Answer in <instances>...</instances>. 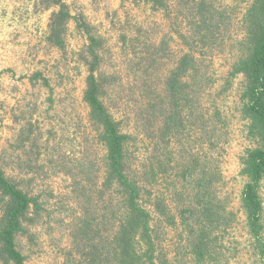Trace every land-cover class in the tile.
<instances>
[{
	"label": "trees",
	"instance_id": "1",
	"mask_svg": "<svg viewBox=\"0 0 264 264\" xmlns=\"http://www.w3.org/2000/svg\"><path fill=\"white\" fill-rule=\"evenodd\" d=\"M143 1L153 10L168 13L169 0ZM171 1L176 18L185 25V34L178 36L187 52L170 63L162 79L165 60L171 56L165 37L158 44L142 43L150 46L135 51L130 62L141 72V93H145L136 124L144 128L142 134L150 135V151L138 166L135 140L122 131L106 101L116 79L102 70L104 39L74 3L38 0L35 5L40 11L51 10L44 38L47 45L63 52L71 23L86 39L79 53L87 73L82 101L105 151L103 167L79 163L75 172H68L79 213L69 224L70 246L63 264H169L160 244L163 226L181 228L183 250L192 264H225L221 239L234 215L227 199L219 196L222 176L217 162L226 125L216 110L206 111L201 101L213 85L209 56L223 53L228 42H234L235 60L225 89L241 76L239 113L247 121L246 137L254 144L240 157L239 174L246 178L240 206L251 250L264 261L260 195L264 180V0H252L244 10L237 41L231 37L234 8L218 7L215 0ZM39 79L49 88L40 74L30 77L31 81ZM43 211L40 197L22 189L20 181L8 177L0 166V264H27L18 240H31L30 228L40 223Z\"/></svg>",
	"mask_w": 264,
	"mask_h": 264
},
{
	"label": "rangeland",
	"instance_id": "2",
	"mask_svg": "<svg viewBox=\"0 0 264 264\" xmlns=\"http://www.w3.org/2000/svg\"><path fill=\"white\" fill-rule=\"evenodd\" d=\"M251 1L237 4L233 0H215L218 7L235 9L231 18L233 41L241 38L240 19ZM37 2L0 0V166L8 177L20 181L22 189L38 195L45 209L40 223L30 228L31 240L26 237L18 240L26 263L63 264V254L70 246L69 224L79 213L71 196L68 172H75L79 163L92 162L97 168L103 167L105 151L82 101L87 73L79 53L86 39L71 23L63 52L47 45L44 38L51 10L40 11L35 6ZM66 3L79 6L104 39L102 70L116 79L114 91L106 101L122 131L135 140L133 153L138 166L150 151L147 137L150 135L142 134L144 128L136 124L145 93H141V72L130 62L135 59V51L150 46L142 43L158 44L165 37L171 56L165 60L161 79L164 78L170 63L187 52L178 36L186 32L184 22L176 18L175 3L171 0L168 13L153 10L143 0H66ZM133 39L136 40L131 45ZM231 45L234 42H228L223 53L209 56L213 85L201 101L206 111L216 110L226 125V140L221 144L217 162L222 176L219 196L227 199L234 222L221 239L223 260L225 264H264L251 250L240 206L246 182L239 174L240 157L254 144L246 137L247 121L239 113L241 76L225 89V79L235 60ZM35 73L48 81L49 88L41 79L30 80ZM260 195L264 224V180ZM167 201L174 206L169 197ZM152 214L156 223L157 216ZM183 236L179 226L160 229V244L169 264H192L183 250Z\"/></svg>",
	"mask_w": 264,
	"mask_h": 264
}]
</instances>
